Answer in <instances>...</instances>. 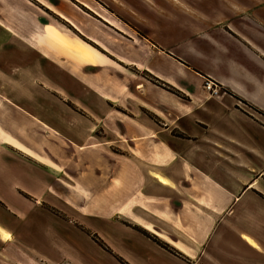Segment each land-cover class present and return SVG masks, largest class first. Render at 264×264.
<instances>
[{"label":"crops","instance_id":"0c3cea01","mask_svg":"<svg viewBox=\"0 0 264 264\" xmlns=\"http://www.w3.org/2000/svg\"><path fill=\"white\" fill-rule=\"evenodd\" d=\"M197 2L0 0V264H264V11Z\"/></svg>","mask_w":264,"mask_h":264},{"label":"rangeland","instance_id":"374dc122","mask_svg":"<svg viewBox=\"0 0 264 264\" xmlns=\"http://www.w3.org/2000/svg\"><path fill=\"white\" fill-rule=\"evenodd\" d=\"M195 1L196 0H191V2H194L195 3ZM207 1L208 0H204V1H202V0H199V2H197L196 4L197 5H200V3H202V4H204V2H206L207 3ZM238 2H240V3H244L245 5H248V6H253V12L254 11H260L259 9H262V11H264V0H238ZM251 2H253V3H251ZM254 2L256 3V5H254ZM257 6V7H256ZM261 13V12H260ZM263 13V15H264V12H262ZM256 13H254V15H255ZM69 28V27H68ZM15 42H18V41H16V40H14ZM20 42V41H19ZM24 44V46H26V44L25 43H23ZM16 46V45H15ZM17 47V46H16ZM20 47H21V45H20ZM22 47H23V45H22ZM33 59V58H32ZM44 71H46V69L44 70ZM31 78H33L32 76H30L29 77V80H22V82L21 83H13V84H11L10 85V87H8V91H10L11 93H12V95H18V93H19V91L21 90V91H28L29 92V94L31 95V91H35L34 92V94H36V92L37 91H40V93H41V95H42V90L41 89H39V87L38 86H40L41 84H40V81H41V79H39V80H36V81H32L31 80ZM43 81L45 82V84H46V88H45V91H44V95H45V99H46V101L48 102V104H46L45 105V109L47 110L48 108L47 107H49V109H50V111H53V110H55V111H57V112H59V113H61V116H62V118H64L65 119V122L67 123H71V121L69 120V113H70V111H71V107H73V105H71L70 103H67L66 101H63V99H66L65 98V96H63V95H59V96H57L58 98L59 97H61V99L58 101V98L57 97H55V99L51 96V89H54V87L50 84V82H48V80L47 79H43ZM19 84V85H18ZM4 86L7 88V83L6 84H4ZM18 87V88H17ZM39 89V90H38ZM7 91V89H2V90H0V92H6ZM223 92V90L221 91V93ZM30 101H31V99H30ZM61 101V102H60ZM31 105H34V103H30ZM33 110V109H32ZM34 111V110H33ZM35 112V111H34ZM67 127H69V126H67ZM109 138H111V137H109ZM56 175V174H55ZM58 176V178L59 179H61L62 180V178H61V175H57ZM63 177V176H62ZM64 181V180H63ZM56 182H55V180L54 181H52V183H50V184H55ZM53 186V185H52ZM54 187V186H53ZM58 187H59V185H58ZM65 209L67 208V207H64ZM48 210H50V211H52L54 214H56L57 213V216L60 218V219H62V220H64L68 225H73V224H76L77 226L79 225L78 224V221H76L75 219L76 218H79V217H75V216H73V215H71V214H67V213H64V212H62V211H58V210H56V209H51L50 207H49V209ZM77 220H79V219H77ZM121 222H123V221H121ZM126 224H128L129 225V223L127 222ZM80 227V226H79ZM13 242L15 243V246H10L9 248H10V250L8 249L7 251H6V255H5V261H6V263H8V264H16L17 262H19V260H21V258H20V256L22 255L21 254V251L18 249V247L19 246H21L20 245V243L19 242H17L14 238H13ZM64 250L65 251H67L68 249L66 248V249H61L60 250V264H69V259H68V257L69 256H67V255H64ZM11 251V254L9 255V252ZM10 256V257H9ZM13 256V257H12ZM17 256V257H16ZM56 260H58V259H56ZM21 264V263H20ZM47 264H50V263H47Z\"/></svg>","mask_w":264,"mask_h":264},{"label":"built area","instance_id":"2783aa9c","mask_svg":"<svg viewBox=\"0 0 264 264\" xmlns=\"http://www.w3.org/2000/svg\"><path fill=\"white\" fill-rule=\"evenodd\" d=\"M203 88L212 96H219L222 91V88L210 78L204 80Z\"/></svg>","mask_w":264,"mask_h":264},{"label":"bare ground","instance_id":"6f19581e","mask_svg":"<svg viewBox=\"0 0 264 264\" xmlns=\"http://www.w3.org/2000/svg\"><path fill=\"white\" fill-rule=\"evenodd\" d=\"M157 178L163 183L166 182V180L160 175H158ZM0 237L2 239L9 240L11 238V235L0 228ZM248 241L254 244V242L251 239H248Z\"/></svg>","mask_w":264,"mask_h":264}]
</instances>
